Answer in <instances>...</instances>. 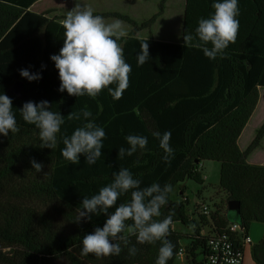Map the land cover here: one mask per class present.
<instances>
[{
	"label": "trees",
	"instance_id": "16d2710c",
	"mask_svg": "<svg viewBox=\"0 0 264 264\" xmlns=\"http://www.w3.org/2000/svg\"><path fill=\"white\" fill-rule=\"evenodd\" d=\"M167 1L160 0L158 11L142 21L117 10L93 12L132 25L128 36L118 41L132 71L129 86L116 100L107 88L95 98L59 91V72L50 57L63 46L61 21L66 16L47 17L28 10L29 4L0 0V94L12 99L19 129L8 136L0 134V264H155L163 240L140 244L130 227L122 233L129 244L126 247L120 242L119 256L81 254L83 236L96 226L102 227L106 217L93 215L90 221L75 223L80 204L84 196L91 197L111 183L113 173L120 168H128L141 181V188L153 183L172 185L161 216L153 218L162 220L172 215L169 234L164 238L174 245L167 264H175L182 246L188 261L205 264L211 240L231 224L228 206L225 209L217 204L210 214L203 213V204H197L192 213L188 209L184 183L192 179L204 184L206 176L200 164L206 160L221 163L220 186L228 200L241 202V222L246 231L252 221L264 223V164L249 161L263 142L264 123L245 150L239 145L259 103L260 87H264V0H238L236 42L225 49L224 58L218 55L214 60L201 49L186 48L183 38L176 43L141 35L144 30L151 34ZM214 2L190 0V6L204 7V18H209ZM197 26L188 27L185 34H195ZM140 40H147L150 52L143 66H137L136 58L141 51ZM21 69L40 73L42 78L29 81L20 75ZM18 81L22 83L19 94L14 86ZM44 100L49 101L51 111L64 116L55 150L39 147V129L25 122L20 113L25 102L39 104ZM85 106L92 112L91 119L104 128L106 138L95 164H86L81 154L80 163L73 165L62 156V137L70 136L86 122L67 116ZM155 131L171 132L174 156L170 164L162 159L164 152L152 135ZM128 135L147 137L148 144L132 156L118 159L119 148L129 147ZM33 158L43 165L39 173L32 168ZM178 190L184 200L175 198ZM130 198V192L121 195L117 205ZM178 222L189 230L175 229ZM132 223L126 222L129 226ZM187 238L191 241L184 245ZM132 246L138 250L135 256L128 252ZM251 251L255 263L264 264V235ZM197 253L202 255L201 261Z\"/></svg>",
	"mask_w": 264,
	"mask_h": 264
},
{
	"label": "clouds",
	"instance_id": "9594fccd",
	"mask_svg": "<svg viewBox=\"0 0 264 264\" xmlns=\"http://www.w3.org/2000/svg\"><path fill=\"white\" fill-rule=\"evenodd\" d=\"M212 7L214 13L209 18H200L195 34H185L183 40L186 48L201 49L206 57L214 60L218 55L224 58L225 49L230 43L236 42L239 8L238 0H215ZM61 25L65 29L63 46L58 54L50 57L59 72V91L66 90L69 95L76 97L88 95L95 98L107 88L113 99H121L129 86V74L132 71L131 65L125 61L123 48L118 43L121 38L128 36L122 22L115 20L106 23L102 16L94 15L91 8L82 6L76 0L75 7L68 11ZM140 49L136 55L137 66H143L150 58L147 40H140ZM20 75L29 81L42 78L40 73H32L28 69H21ZM50 108L47 100L39 104L28 101L24 103L20 113L25 122L39 129V147L55 150L57 134L61 132L65 121L61 113L53 112ZM12 109V99L7 94H0V134L4 136H8L10 131L16 133L19 130ZM67 116L69 120L83 118L86 122L70 136L62 137L63 158L78 165L83 154L86 164H95L102 155L103 139L106 138L104 128L91 119L92 112L87 106L80 112L72 111ZM152 135L159 140V147L164 152L162 159L170 164L174 156L170 146L171 132L161 134L155 131ZM126 141L129 147L119 148L118 159H124L126 155L132 156L138 149H145L148 144L147 137L140 135H128ZM31 164L38 173L43 170L42 163L36 162L34 158ZM172 190L171 184L161 186L159 183L141 188V181L134 178L128 168H120L114 172L111 183L101 187L91 197L84 196L73 221H90L93 215L101 214L106 217L102 227L96 226L93 232L83 236L81 254L119 256L122 251L120 242L126 247L129 244L128 238L122 233L130 227L131 234L136 236L140 244L163 240L155 264H167L173 256L174 245L164 238L169 234L172 215L169 214L162 220L153 218L161 216V208L168 203V195ZM129 192L130 200L117 205L120 196ZM129 220L133 222L130 226L126 224ZM137 251L135 246L128 248L131 256H135Z\"/></svg>",
	"mask_w": 264,
	"mask_h": 264
},
{
	"label": "rangeland",
	"instance_id": "374dc122",
	"mask_svg": "<svg viewBox=\"0 0 264 264\" xmlns=\"http://www.w3.org/2000/svg\"><path fill=\"white\" fill-rule=\"evenodd\" d=\"M102 1H106L107 3V0H101V2ZM159 3L160 0H115L114 5L109 3V7H113L114 10L128 14L137 21H142L146 18H149L158 11ZM104 6L100 5V7ZM101 11L104 10L101 9ZM184 11V0H168L165 12L157 19L155 25L152 28L151 34L147 30H144L143 32H141V35H153L156 39L161 40H170L174 42L180 41L182 38L184 25ZM104 20L106 23H111L119 19L110 18ZM119 21L122 22L125 30L129 34V32L132 30V25L122 20ZM260 92V102L239 139V144L244 149H246L253 141L254 137L257 134V131L264 123V87H261ZM220 169V162L215 160H206L204 161V166L202 168V172L206 176L204 184L198 183L192 179H188L185 181L184 184L187 187L185 198H189L190 200V203L188 205L190 213L195 210L197 202L208 205L211 211L216 209L217 204L223 205L226 209L228 198L226 192L220 186ZM200 191L201 195L199 196L198 194ZM174 195L178 200L185 199L180 193V190H178ZM259 227H262V234H260L261 236H258L257 234ZM174 228L179 231L189 230L185 225L179 222L174 224ZM263 228L264 223L258 221L251 222L249 233L253 240H260L263 237ZM190 241L191 240L189 238L184 239L183 244L188 245ZM196 256L198 261L202 260V255L200 253H197ZM181 257L182 256H179L177 258L175 264H193L191 263V261H188L186 257ZM190 258L192 257L190 256Z\"/></svg>",
	"mask_w": 264,
	"mask_h": 264
},
{
	"label": "crops",
	"instance_id": "0c3cea01",
	"mask_svg": "<svg viewBox=\"0 0 264 264\" xmlns=\"http://www.w3.org/2000/svg\"><path fill=\"white\" fill-rule=\"evenodd\" d=\"M3 1L13 2L16 4H20L22 6L25 4H29L28 10L34 11L38 14H41V15H44L47 17L66 16L68 11L73 9L76 5V0H3ZM78 2L82 6H86V7L91 8L93 12H99V11H101V9H103L104 11L105 10L115 11L113 9V7H109L110 4L114 5L115 0H107V3H106V1L101 2V0H78ZM184 2H185V11H184V20H183L184 25H183L182 38H183V35L185 34V30L188 27L197 24L199 19L204 18V16H205L204 7L193 8L190 6V0H184ZM100 5L104 6V7H100ZM182 38H181V40H182ZM159 40H161V39H159ZM181 40L176 42V43L181 42ZM163 41L174 42V41H170V40H163ZM260 89H261V87H260ZM260 99H261V97H260ZM259 102H260V100H259ZM241 149L245 150L242 147H241ZM249 161L251 163H255V164H264V139H263L262 145L257 147L250 154ZM197 204H202V203L197 202ZM263 230H264V228H263ZM248 233H249V231H248ZM257 234H258V236H261L260 234H262V227L261 228L259 227ZM249 235H250V233H249ZM253 241L257 242L259 240H253ZM251 248H252V246H247L245 248V259H244L243 264H257L253 260ZM183 257L185 258V255L182 256L181 258H183Z\"/></svg>",
	"mask_w": 264,
	"mask_h": 264
},
{
	"label": "built area",
	"instance_id": "2783aa9c",
	"mask_svg": "<svg viewBox=\"0 0 264 264\" xmlns=\"http://www.w3.org/2000/svg\"><path fill=\"white\" fill-rule=\"evenodd\" d=\"M203 163L200 164L202 168ZM186 194V193H185ZM203 213L210 214L211 209L203 204ZM254 244L253 238L240 222H231L221 234L215 235L211 240L210 252L205 264H243L245 248ZM186 249L180 247L179 256H184Z\"/></svg>",
	"mask_w": 264,
	"mask_h": 264
},
{
	"label": "water",
	"instance_id": "95a60500",
	"mask_svg": "<svg viewBox=\"0 0 264 264\" xmlns=\"http://www.w3.org/2000/svg\"><path fill=\"white\" fill-rule=\"evenodd\" d=\"M15 92L16 93H20L21 92V88H22V83L20 81L15 83ZM198 163V161H197ZM227 206H228V214H227V218L231 221V222H241V202L236 200V199H230L227 202Z\"/></svg>",
	"mask_w": 264,
	"mask_h": 264
}]
</instances>
